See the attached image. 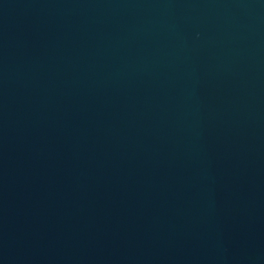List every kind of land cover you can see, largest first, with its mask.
<instances>
[{
  "label": "water",
  "instance_id": "1",
  "mask_svg": "<svg viewBox=\"0 0 264 264\" xmlns=\"http://www.w3.org/2000/svg\"><path fill=\"white\" fill-rule=\"evenodd\" d=\"M0 264H264V0H0Z\"/></svg>",
  "mask_w": 264,
  "mask_h": 264
}]
</instances>
